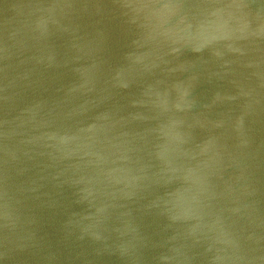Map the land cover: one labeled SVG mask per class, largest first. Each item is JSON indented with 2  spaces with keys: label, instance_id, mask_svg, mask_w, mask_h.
Wrapping results in <instances>:
<instances>
[{
  "label": "water",
  "instance_id": "water-1",
  "mask_svg": "<svg viewBox=\"0 0 264 264\" xmlns=\"http://www.w3.org/2000/svg\"><path fill=\"white\" fill-rule=\"evenodd\" d=\"M0 264H264V0H0Z\"/></svg>",
  "mask_w": 264,
  "mask_h": 264
}]
</instances>
